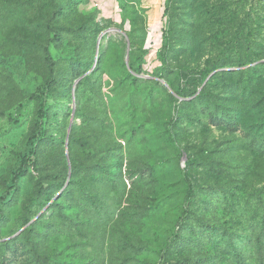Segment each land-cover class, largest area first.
I'll return each mask as SVG.
<instances>
[{
	"label": "rangeland",
	"instance_id": "rangeland-1",
	"mask_svg": "<svg viewBox=\"0 0 264 264\" xmlns=\"http://www.w3.org/2000/svg\"><path fill=\"white\" fill-rule=\"evenodd\" d=\"M156 1L0 0V264H264V0Z\"/></svg>",
	"mask_w": 264,
	"mask_h": 264
},
{
	"label": "trees",
	"instance_id": "trees-1",
	"mask_svg": "<svg viewBox=\"0 0 264 264\" xmlns=\"http://www.w3.org/2000/svg\"><path fill=\"white\" fill-rule=\"evenodd\" d=\"M248 21V18L247 19H245L244 21H243V26H245L246 24V22ZM236 36L237 35H233V36H231L230 38H229V43L230 44H235V46H237L238 45V43H239V40L240 41H242L243 43H249L250 41H251V39H252V37L254 36V34L252 33V31H249V32H247V34L246 35H240V36H238L237 38H236ZM236 42V43H235ZM250 48H251V45L249 46V44L247 45V50H246V52L244 53V54H242V53H240L238 56H237V58L235 59V58H230V59H232V60H236V65H245L246 63H248V62H252V61H254V59H255V57H258V58H261V57H264V42H261L260 44H258V46H257V49H256V51H252V50H250ZM263 48V49H262ZM249 51H250V53H249ZM251 54H253V55H256V56H251ZM45 61H46V63H47V65H48V76H47V78H46V81H45V83H46V85H47V87L48 88H50L51 86H52V84L54 83V67H53V63H54V60H53V58H52V56H51V54H50V52H49V49H48V47H46L45 48ZM263 64V63H262ZM261 65V64H260ZM258 67V66H257ZM240 71H245V70H240ZM239 72V71H238ZM241 86H240V88H239V93H241L240 94V96H239V98H240V100L241 101H243L244 102V100H245V97L243 98V96L245 95V93H246V91H247V89H248V87H249V84H244L243 85V83H241L240 84ZM242 87V88H241ZM231 93H236V92H231ZM238 93V92H237ZM256 103L257 102H255V99L253 98V99H251L250 101H249V103L247 104V108H255V105H256ZM41 117L42 118H44L45 117V115L44 114H42L41 113ZM243 117L239 114L238 116H235V115H232V114H228L227 116H226V126L227 127H233V126H235L237 123L238 124H240V122H241V119H242ZM42 128L43 127V123H42V121L39 123V128ZM38 128V126L36 125L34 128H33V130L31 131V136H30V139H34L35 137H38V132H40V129ZM250 128L251 129H253V128H258V124L257 123H254V122H250ZM254 133H255V136H257V137H259L260 136V134H261V132L260 133H257V132H255V131H253ZM40 134V133H39ZM263 138H264V135L262 136ZM261 138V137H260ZM33 158L30 156V155H28V154H25L24 156H23V160H22V163H23V166H28L30 163H31V160H32ZM24 171L23 170H20L19 172H18V174H16L15 176H14V180H13V184H12V190H14V189H16L17 188V186H18V184H17V181H18V178L22 175V173H23ZM202 226L204 227H206L207 226V224H202ZM204 227V228H205ZM207 227H214V226H207ZM215 228V227H214ZM220 230V229H219Z\"/></svg>",
	"mask_w": 264,
	"mask_h": 264
},
{
	"label": "water",
	"instance_id": "water-1",
	"mask_svg": "<svg viewBox=\"0 0 264 264\" xmlns=\"http://www.w3.org/2000/svg\"><path fill=\"white\" fill-rule=\"evenodd\" d=\"M129 48H130V44H129V46H128V50H129Z\"/></svg>",
	"mask_w": 264,
	"mask_h": 264
},
{
	"label": "crops",
	"instance_id": "crops-1",
	"mask_svg": "<svg viewBox=\"0 0 264 264\" xmlns=\"http://www.w3.org/2000/svg\"><path fill=\"white\" fill-rule=\"evenodd\" d=\"M151 1H153V0H151ZM155 1V3L157 2L156 0H154Z\"/></svg>",
	"mask_w": 264,
	"mask_h": 264
}]
</instances>
